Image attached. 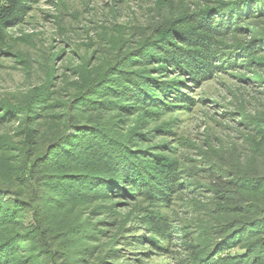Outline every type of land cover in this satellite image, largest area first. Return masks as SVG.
Listing matches in <instances>:
<instances>
[{
    "label": "rangeland",
    "instance_id": "rangeland-1",
    "mask_svg": "<svg viewBox=\"0 0 264 264\" xmlns=\"http://www.w3.org/2000/svg\"><path fill=\"white\" fill-rule=\"evenodd\" d=\"M260 4L264 0H39L31 6L20 23L5 31L0 51V123H4L0 125V177L2 185L15 189L17 201H23L21 225L40 229L41 241L59 245L68 233L81 230L91 258L107 252L117 256L120 264H182L192 256L204 263L212 258L218 250V231L234 215L216 199L206 172L214 168V161L231 157L250 137L256 108L264 103V69L259 68L264 65V53L255 54L252 62L218 60L214 73L196 83L175 69L162 72L158 64H152L146 84L175 85L183 102H146L142 90L129 94L134 86L125 83V76L127 67L149 66L135 65V56L152 52L153 44L183 32L196 33V20L208 24L210 19L242 16L234 30L214 32L220 57L230 52L241 55L247 47L264 43L263 12L251 17ZM161 28V33L155 32ZM84 88L89 89L81 97L85 100L75 101ZM39 91L41 102L32 111L4 106L14 96L30 97ZM114 91L122 96L123 105L115 104ZM65 115L82 123L91 115L110 119L106 124L101 118L95 125L106 124L101 131L107 134L101 140L114 141L119 151L114 155L121 160L134 158V163L141 159L155 170L162 163L173 165L175 191L151 198L132 183V189L122 195L97 193L90 183L103 168L88 151L73 160L53 156L47 187L38 193L37 185L19 178L31 164L39 168L37 176L44 173L39 155L49 153L48 139L33 148L31 143L38 137L35 130L53 137L65 129ZM23 121L30 122V140L22 136ZM69 134L79 133L71 129ZM9 163L18 172L7 176L3 168ZM69 173L73 179L52 184ZM99 194H103L100 199ZM158 223L172 230L171 237L154 235ZM38 244L39 240L30 243L33 251ZM240 251L232 248L225 255ZM75 252L73 246L66 255ZM34 253L39 256L35 264H46L41 250Z\"/></svg>",
    "mask_w": 264,
    "mask_h": 264
},
{
    "label": "trees",
    "instance_id": "trees-1",
    "mask_svg": "<svg viewBox=\"0 0 264 264\" xmlns=\"http://www.w3.org/2000/svg\"><path fill=\"white\" fill-rule=\"evenodd\" d=\"M38 2L39 0H0V51L4 44L5 31L20 23L31 6ZM254 9L256 11L252 12L251 17H256L257 15L253 14L260 12H263L262 17H264L263 4L256 5ZM232 17L231 19L222 18V20H220L221 18L210 19L208 24L205 21L196 20L193 25L196 27V33L183 32L176 37H170L169 41L161 44L156 43L158 40L148 38L147 41L156 43V45L153 44L154 47L152 48L155 52L152 51L144 55L135 56V60L138 61L135 65L145 64L149 66L133 69L127 67V70L131 72L127 71L125 83H128V86H134L128 89L129 94L135 89L142 90L144 100L156 105L161 102H176L178 100L183 102L184 97L179 94L181 92L175 85L167 86L162 82H154V84L151 83L152 85L150 83L146 84V82H149L146 76L153 71L152 64H158V70L162 72L175 69L179 74L187 76L192 83H196L199 79L214 73L212 71L215 70V67H219L216 64L218 60L219 62L220 60L225 62L223 60L228 57L233 61L238 59L240 62H247V60L252 62V57L255 54L264 53V43H258L252 49L247 47L246 51H243L241 55H239L240 53L230 52L228 55L220 57L222 54L216 44L214 32L216 30L225 32L231 28L234 30L235 27L233 26L238 24V19L242 18V16L237 19L234 18L235 16ZM232 19L233 21L229 23L228 20L231 21ZM162 29L155 32L161 33ZM258 63L260 62H256L255 65H260ZM259 68L264 69V65H260ZM136 79L138 81H135ZM87 91H89L88 88L82 93L80 91L74 97V100H85L81 97L85 96ZM40 92L30 97L23 94L14 96L10 99L13 103L10 102L9 105L6 104L4 106H13L15 109H23L25 112L32 111L41 102L43 93ZM114 95L118 98V100L114 101L115 104L123 105L124 102L120 93L114 91ZM85 98H88V96ZM83 106V108H87L86 110L90 109L89 106ZM256 110L258 115L253 120L255 126L249 128L250 137H248L247 143L245 142L240 147H237L231 153V157L226 156L214 161V168H210L206 172L216 199L220 201L225 210L234 215V218L228 219L224 223L223 229L221 228L222 230L218 231L219 243L216 246L218 250L212 258L201 263L200 257L192 256L191 259L184 261L182 264H264V103ZM101 118L103 119L104 117L98 116L94 118L91 115L87 123H82L78 122V120L73 121L65 115L62 117V120L67 119L68 121L65 129H62L53 137H51L52 133H47V136H50L49 138L43 135L44 132L38 133L35 130L38 137H35L33 143H31L33 148L41 147L45 142L44 140L48 139V142L46 141L47 149H45L49 153L44 156L39 155L40 160H42L40 171L44 173L41 176H37L35 170H39V168L31 164L32 167L27 169L25 174H20L21 177L19 178H22L28 185H37L38 193H41L47 187L44 184L50 178L47 171L52 168L49 164L52 162L53 156L60 160H73V158L89 151L90 155L96 157L95 159L98 161L99 166L103 168L102 172L99 171L97 175L92 177V179H95L93 185L91 184L92 182L90 183L91 186L95 187L94 190L97 193L104 192L113 196L122 195L127 189H132V183L135 184L134 187L141 188L151 198H155L158 194L162 195L163 191H175L177 178L173 165L167 162L162 163L155 170L152 166L147 167L141 159L139 160L140 163H134L132 161L134 158L121 160L120 156H115L114 154L119 155V151H117L114 141L101 140L105 139L104 134H107L105 132L103 134L101 129L107 128L105 126L110 119H103V121H106L103 127L95 125ZM22 125L25 126L22 129V136L30 140V134L32 135V133L27 126L30 125V122L27 124L23 121ZM71 129L74 130L75 134L79 133L78 136L80 138L74 135L70 136L69 131ZM26 143L28 144V142ZM24 153L27 155V151H24ZM25 154L23 157H26ZM39 156L35 159L39 158ZM15 168L16 166H12V163H9L3 169L8 176L18 172ZM57 176V174H54V177ZM66 178L73 179L74 175L69 173L64 175V177L54 179L52 184L59 185L60 182L64 183ZM1 181L0 177V264H35L34 260L39 256H36L34 252L39 250L42 252L40 258L48 260L46 264H120V262L115 260L117 256L111 257L107 252L101 257L95 256L91 258L93 254H90L91 248L89 244L85 243L87 240L86 236H83L85 232L78 229L68 233L64 237L65 241L62 245L57 242L41 241L40 238H43V235L40 229L36 227L27 229L21 225L19 222L20 214L24 213V211L20 212L19 208L24 205L23 201H17L18 197L15 189L8 185H2ZM99 195L97 197L100 199L103 194ZM100 228L97 227L96 230H101ZM31 229H33L32 234L29 233ZM153 230L154 235L158 238L168 239L172 235V230L165 223L156 224ZM37 240H39L40 244L35 246V251H33L30 243ZM21 242L28 245L26 244L27 246L23 247ZM73 246L78 252L73 253L72 256L66 255V250ZM232 248H238L241 251L236 255L226 256L225 252Z\"/></svg>",
    "mask_w": 264,
    "mask_h": 264
}]
</instances>
